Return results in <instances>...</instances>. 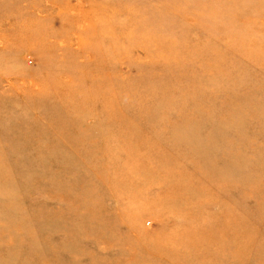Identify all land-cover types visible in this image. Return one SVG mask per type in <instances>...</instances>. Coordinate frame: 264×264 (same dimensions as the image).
<instances>
[{
    "label": "rangeland",
    "instance_id": "rangeland-1",
    "mask_svg": "<svg viewBox=\"0 0 264 264\" xmlns=\"http://www.w3.org/2000/svg\"><path fill=\"white\" fill-rule=\"evenodd\" d=\"M0 264H264V0H0Z\"/></svg>",
    "mask_w": 264,
    "mask_h": 264
}]
</instances>
